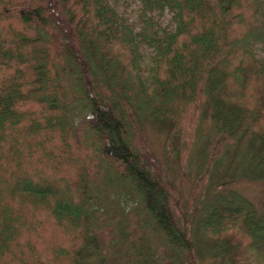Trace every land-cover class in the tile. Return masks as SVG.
I'll return each instance as SVG.
<instances>
[{"label":"trees","instance_id":"trees-1","mask_svg":"<svg viewBox=\"0 0 264 264\" xmlns=\"http://www.w3.org/2000/svg\"><path fill=\"white\" fill-rule=\"evenodd\" d=\"M240 178L264 181V0H0V264H264Z\"/></svg>","mask_w":264,"mask_h":264},{"label":"rangeland","instance_id":"rangeland-1","mask_svg":"<svg viewBox=\"0 0 264 264\" xmlns=\"http://www.w3.org/2000/svg\"><path fill=\"white\" fill-rule=\"evenodd\" d=\"M168 15L161 21L166 22ZM165 125L158 121H146L142 125L143 153L146 159L152 164L155 172L168 182L177 195L184 199L187 195L189 178L181 174L180 167L175 162L167 164L163 150V140L165 136ZM192 177V174L190 178ZM218 189L217 186H214ZM227 189L236 190L247 197L258 210L264 208V181L240 178L226 187L221 188L225 192ZM210 258H203L202 264H209Z\"/></svg>","mask_w":264,"mask_h":264}]
</instances>
